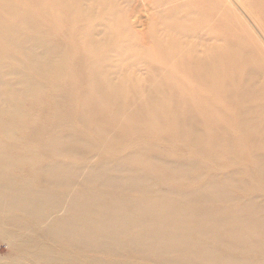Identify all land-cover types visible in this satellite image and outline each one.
Instances as JSON below:
<instances>
[{"label": "bare ground", "instance_id": "obj_1", "mask_svg": "<svg viewBox=\"0 0 264 264\" xmlns=\"http://www.w3.org/2000/svg\"><path fill=\"white\" fill-rule=\"evenodd\" d=\"M146 1L0 0V264H264V0Z\"/></svg>", "mask_w": 264, "mask_h": 264}, {"label": "rangeland", "instance_id": "obj_2", "mask_svg": "<svg viewBox=\"0 0 264 264\" xmlns=\"http://www.w3.org/2000/svg\"><path fill=\"white\" fill-rule=\"evenodd\" d=\"M119 1L121 3L124 2L123 5L126 6V8H127L128 16H136L137 15V16L141 17L140 19L143 22L142 27H146L148 22H150V18H152V13L157 15V13L151 9V6H149V4H147L148 1H146V0H132L131 4L129 2H126L125 0H119ZM230 2L234 5L235 9H237L240 13H242L243 16H245V14L239 8L237 1L230 0ZM247 21L249 22L248 19H247ZM135 28H136V30H139V31L142 30L141 26H136ZM5 252H6V246L4 245L3 242L0 241V253L4 254Z\"/></svg>", "mask_w": 264, "mask_h": 264}]
</instances>
